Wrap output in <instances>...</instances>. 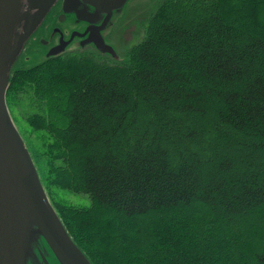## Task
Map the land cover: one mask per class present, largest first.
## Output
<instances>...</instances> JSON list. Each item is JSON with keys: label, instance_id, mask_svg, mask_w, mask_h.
<instances>
[{"label": "trees", "instance_id": "obj_1", "mask_svg": "<svg viewBox=\"0 0 264 264\" xmlns=\"http://www.w3.org/2000/svg\"><path fill=\"white\" fill-rule=\"evenodd\" d=\"M120 56L10 73L70 237L92 264H264V0H160Z\"/></svg>", "mask_w": 264, "mask_h": 264}, {"label": "water", "instance_id": "obj_2", "mask_svg": "<svg viewBox=\"0 0 264 264\" xmlns=\"http://www.w3.org/2000/svg\"><path fill=\"white\" fill-rule=\"evenodd\" d=\"M56 1L0 0V264H92L50 202L5 98L12 65ZM127 1L63 0L58 22L72 14L75 22L87 27L82 33L74 31L69 41H60L46 58L63 51L76 34L88 33L79 48L92 43L96 51L119 60L105 35Z\"/></svg>", "mask_w": 264, "mask_h": 264}, {"label": "flooded vegetation", "instance_id": "obj_3", "mask_svg": "<svg viewBox=\"0 0 264 264\" xmlns=\"http://www.w3.org/2000/svg\"><path fill=\"white\" fill-rule=\"evenodd\" d=\"M62 3L63 0H57L56 3L49 9L40 26L34 31V33L26 41L22 51L20 52L14 64L12 65L10 73L17 68V65L20 64V62L22 64L24 63L26 67H30L32 65L29 64V61L34 59L39 60L42 57L45 58L50 57L47 56L48 52L50 51L51 48L56 47L60 43V41L61 43L64 41L66 42L69 41L74 31H77L78 33H82L85 31L87 24L75 22L74 16L72 14L66 15L64 22L69 21L68 26H62L61 25L62 23L58 22L59 15L62 12ZM73 24H75V26H72ZM87 37H88V33L83 36L76 34L71 39V41L65 46L64 50L53 57L58 58L60 56H64L68 54H80L84 52L86 49H81V48L77 49V48L80 46L81 42L84 41ZM106 38H105L106 40L111 41V45L115 48V50L119 54V45L121 44V42L120 40L117 39L116 42L114 41V38H116V34H114L111 37L107 33ZM77 44L79 46H77ZM81 47L84 48L92 47L93 49L94 44L87 43L81 45ZM48 262L49 264H58L56 261H48Z\"/></svg>", "mask_w": 264, "mask_h": 264}, {"label": "rangeland", "instance_id": "obj_4", "mask_svg": "<svg viewBox=\"0 0 264 264\" xmlns=\"http://www.w3.org/2000/svg\"><path fill=\"white\" fill-rule=\"evenodd\" d=\"M159 1L160 0H128L123 11H121L120 14H116L114 16L113 22L115 21V23L113 24L111 32H109L108 35L112 37L114 34H116L114 41L116 42V39L120 40L121 44L119 45V54L125 53L131 45L142 38L144 32V23ZM61 25L68 26L69 21L62 23ZM108 43L111 44V41H108ZM77 49L80 48L78 47ZM83 49L91 50L92 47ZM41 59L44 60L46 58L42 57L39 60H31L29 61V64L34 65L35 63H39L42 61ZM10 114L13 120L15 117L17 118L14 120V123L16 124V127L20 133L21 129H27L25 122L19 116L17 111L13 110L10 112ZM55 193L57 199L65 201L69 204L76 206H88L90 204V199L86 194L74 193L61 189L56 190Z\"/></svg>", "mask_w": 264, "mask_h": 264}]
</instances>
